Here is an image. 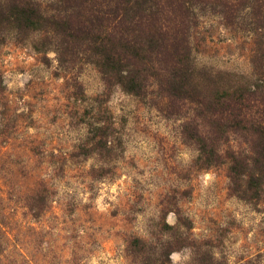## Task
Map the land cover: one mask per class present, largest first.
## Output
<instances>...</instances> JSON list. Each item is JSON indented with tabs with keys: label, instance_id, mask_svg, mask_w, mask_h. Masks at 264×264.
I'll use <instances>...</instances> for the list:
<instances>
[{
	"label": "rangeland",
	"instance_id": "rangeland-1",
	"mask_svg": "<svg viewBox=\"0 0 264 264\" xmlns=\"http://www.w3.org/2000/svg\"><path fill=\"white\" fill-rule=\"evenodd\" d=\"M197 12V89L231 73L264 95L252 35ZM62 38L0 22V264H264V163L231 161L253 155V131H218L153 79L139 95L106 83L82 47L63 66Z\"/></svg>",
	"mask_w": 264,
	"mask_h": 264
},
{
	"label": "trees",
	"instance_id": "trees-1",
	"mask_svg": "<svg viewBox=\"0 0 264 264\" xmlns=\"http://www.w3.org/2000/svg\"><path fill=\"white\" fill-rule=\"evenodd\" d=\"M201 7L215 10L230 30L249 32L256 46L254 63L264 69V0H55L51 13L34 0H0V22L28 30L39 25L59 29L61 65L70 67L75 49L82 47L94 57L106 83L116 78L126 91L139 95L153 79L169 103L197 99L205 105L218 131L252 130L255 157L231 160L247 169L258 160L264 163V95L231 73H226L233 76L227 85L211 96L193 84L190 39ZM191 124L186 131L202 140L200 150L206 154L208 132L195 120Z\"/></svg>",
	"mask_w": 264,
	"mask_h": 264
}]
</instances>
